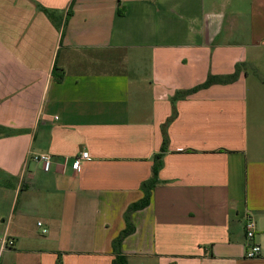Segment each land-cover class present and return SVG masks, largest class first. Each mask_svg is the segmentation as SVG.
I'll list each match as a JSON object with an SVG mask.
<instances>
[{
	"label": "crops",
	"instance_id": "crops-1",
	"mask_svg": "<svg viewBox=\"0 0 264 264\" xmlns=\"http://www.w3.org/2000/svg\"><path fill=\"white\" fill-rule=\"evenodd\" d=\"M0 127V264H114L156 155L127 264H264V0H0Z\"/></svg>",
	"mask_w": 264,
	"mask_h": 264
},
{
	"label": "trees",
	"instance_id": "trees-1",
	"mask_svg": "<svg viewBox=\"0 0 264 264\" xmlns=\"http://www.w3.org/2000/svg\"><path fill=\"white\" fill-rule=\"evenodd\" d=\"M38 8L40 11H42L49 18V20L54 25H56V26L58 25L56 22V14L53 10H49L45 7L40 6V5H38ZM57 72H58L57 67H54L52 74L56 75V74H58ZM239 72H240V65L236 64L234 67V71L230 74H225V75L209 74L202 83H200V84H198V85H196L190 89H186L183 91L176 92L175 95L173 96V99L190 95L191 93L197 91L198 89L206 88V87H209L213 84H227V83L234 82L237 79ZM5 132L6 131L4 130V128L0 127V135L2 133H5ZM166 140H167L166 137H164L163 144L166 143ZM160 156L161 155L155 156L151 177L148 178L147 180L143 181L141 184V189L143 192L142 197L139 200L131 203L125 211V214H124L125 215V227L118 233V235L111 242L112 253H113L112 262L114 264H127V256L121 252L120 244H121L122 240L124 239V237H126L127 235H129L133 232V226L128 220V215L131 211L140 210L149 204L151 190L153 189V187L156 184V172H157V169L159 167L157 160L159 159ZM2 183H4V182H2ZM2 185H4V184H2Z\"/></svg>",
	"mask_w": 264,
	"mask_h": 264
},
{
	"label": "built area",
	"instance_id": "built-area-1",
	"mask_svg": "<svg viewBox=\"0 0 264 264\" xmlns=\"http://www.w3.org/2000/svg\"><path fill=\"white\" fill-rule=\"evenodd\" d=\"M87 157H88V153L86 151H83L79 154V156L73 158L71 162V166L75 173L79 169L82 160ZM32 158L33 160L40 162L42 164V169L44 171L49 170L51 164V157L49 154L46 153L35 154L32 156ZM37 225L40 226L41 223L37 222ZM254 228H255V222L253 218L251 216H247L244 222V234L247 239L252 240L254 236ZM46 231L47 230L45 228H41V233H46ZM12 244L13 241L11 239L4 242V246H11ZM259 250H260L259 246L253 243L250 246L249 250L247 251L246 256L248 258H253L259 254Z\"/></svg>",
	"mask_w": 264,
	"mask_h": 264
},
{
	"label": "rangeland",
	"instance_id": "rangeland-1",
	"mask_svg": "<svg viewBox=\"0 0 264 264\" xmlns=\"http://www.w3.org/2000/svg\"><path fill=\"white\" fill-rule=\"evenodd\" d=\"M241 1V0H240ZM132 259L134 258L135 260H137L138 259V256L137 257H134V256H132L131 257ZM128 260V259H127Z\"/></svg>",
	"mask_w": 264,
	"mask_h": 264
}]
</instances>
